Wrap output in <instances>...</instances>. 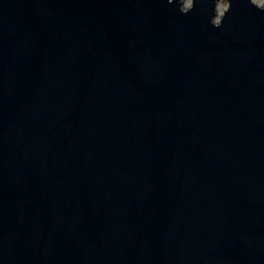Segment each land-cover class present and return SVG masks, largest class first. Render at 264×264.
Masks as SVG:
<instances>
[{"label": "water", "instance_id": "water-1", "mask_svg": "<svg viewBox=\"0 0 264 264\" xmlns=\"http://www.w3.org/2000/svg\"><path fill=\"white\" fill-rule=\"evenodd\" d=\"M0 264H264V7L0 0Z\"/></svg>", "mask_w": 264, "mask_h": 264}, {"label": "rangeland", "instance_id": "rangeland-1", "mask_svg": "<svg viewBox=\"0 0 264 264\" xmlns=\"http://www.w3.org/2000/svg\"><path fill=\"white\" fill-rule=\"evenodd\" d=\"M193 0H184V3H185V6L186 8H190L191 7V4H192ZM254 3H257L258 5L264 7V0H253ZM228 6L229 4H227V2L225 1H222V3H220V6L219 8L221 7L223 9V12H222V16L220 18L217 19V23H220L222 17H223V14L224 12L228 9Z\"/></svg>", "mask_w": 264, "mask_h": 264}, {"label": "bare ground", "instance_id": "bare-ground-1", "mask_svg": "<svg viewBox=\"0 0 264 264\" xmlns=\"http://www.w3.org/2000/svg\"><path fill=\"white\" fill-rule=\"evenodd\" d=\"M222 12H223V9L220 7V8L218 9V15H219V18L222 16V15H221Z\"/></svg>", "mask_w": 264, "mask_h": 264}]
</instances>
